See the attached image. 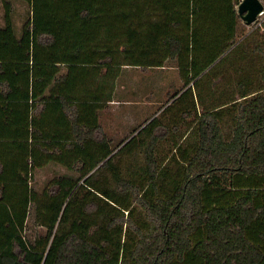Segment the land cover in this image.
Listing matches in <instances>:
<instances>
[{"label":"trees","instance_id":"obj_1","mask_svg":"<svg viewBox=\"0 0 264 264\" xmlns=\"http://www.w3.org/2000/svg\"><path fill=\"white\" fill-rule=\"evenodd\" d=\"M2 1L0 264H264V62L262 82L240 79L238 96L182 108L189 129L165 157L157 117L112 147L90 115L123 65L174 59L183 86L167 108L229 52L245 56L238 0H25L18 35ZM53 99L72 104L74 136L70 155L52 160L79 174L54 176L38 194L29 180L45 136L32 112Z\"/></svg>","mask_w":264,"mask_h":264},{"label":"rangeland","instance_id":"obj_2","mask_svg":"<svg viewBox=\"0 0 264 264\" xmlns=\"http://www.w3.org/2000/svg\"><path fill=\"white\" fill-rule=\"evenodd\" d=\"M11 7L12 21L16 34L20 33L21 25L29 14V5L25 0H8ZM263 2V0H262ZM0 25L3 24V1L0 0ZM264 27L260 26L258 22L246 24L241 20L237 29V40L240 41L239 48L246 49L248 53L245 56H236L230 54L224 56L221 60L216 61V64L197 78L196 84L191 91H187L180 98H176L167 108H164L168 96L177 89L183 86V79L176 67L174 59H167L164 61V66H137V65H123L118 70V75L115 78V92L114 97L118 100L117 112L121 117L117 121L111 116L103 112L102 122L106 129L107 136L111 140V146L114 147L120 141L129 138L135 130L140 127L146 120V117L152 116L166 126V130L160 128L157 132H165L162 138L157 141V152L161 157L167 156L174 148L177 142H180L187 133L189 126L183 119L180 113L182 108L191 106L192 101L195 102L198 110L202 107H211L216 105L230 96H238L239 90L242 87L238 85L240 79L245 81L261 80V69L264 58L261 55L262 49L255 50V44L260 43L264 48L263 36ZM257 51V53H256ZM255 83V82H254ZM130 102V104L126 103ZM146 102V103H145ZM150 104V105H149ZM146 105V110L143 108ZM141 109V116L136 120L124 118L129 112H139L135 109ZM140 111V110H139ZM116 112V109H115ZM147 118V119H148ZM227 119V117H226ZM228 123V120H227ZM227 123L223 124V127ZM195 132L188 133L186 140H193ZM136 157L140 158L141 153L136 149ZM129 156L130 155H126ZM131 159V158H130ZM116 160V158L114 159ZM129 160L123 157L122 164ZM123 165V169H125ZM109 175L107 172H104ZM124 173V172H123ZM68 174L71 176H78L79 171L76 169H68L60 164L52 161L45 166L36 168L33 172L32 186L41 194L42 191L50 184L48 182L55 176ZM127 175V173H124ZM39 225L35 220L34 206L31 204L26 225V237L29 241H33L38 231Z\"/></svg>","mask_w":264,"mask_h":264},{"label":"crops","instance_id":"obj_3","mask_svg":"<svg viewBox=\"0 0 264 264\" xmlns=\"http://www.w3.org/2000/svg\"><path fill=\"white\" fill-rule=\"evenodd\" d=\"M1 12V11H0ZM241 18L239 17V22H238V26L241 23ZM2 25V24H1ZM0 25V26H1ZM65 71V67L61 66V72ZM116 78V77H115ZM115 78H113L111 81L114 82V87H113V91H112V95H111V99L110 100H106L105 103L101 106L98 107H93L90 115L93 117H96V121L99 125V129L96 131L98 135H103V137L105 138L104 140H106L109 145L111 146V140L110 138L107 136V132L106 129L104 128L103 122H102V113L106 112L108 114V116L110 115L111 118L116 119L117 121L120 119L121 115L119 112H117V106L119 104L118 100L115 99L114 97V92H115V88H116V84H115ZM58 87H56L55 90H57ZM65 92V91H64ZM126 103L130 104L131 101ZM146 103V102H145ZM150 105V104H149ZM116 109V112H115ZM135 109V108H134ZM139 112H129L128 115L124 116V118H130V120L136 121L140 116H141V109H135ZM140 110V111H139ZM143 110H146V105L144 106ZM73 106L71 103H69L68 105L65 103L63 105H61L60 101H57L56 99H53L52 103L45 107L44 109L42 108V104L39 102H36V107L34 109V111L32 112V114L35 117V124H36V131L35 132H39L41 134H43L45 137H40L38 139L39 143H40V147L39 152H37L36 154V159L37 161L40 163L39 165L35 166L32 169V176L30 177L29 180V184H32V179H33V172L36 168L45 166L49 163L55 162L57 164H60L62 166H64L60 161L53 159L52 160V152H58L59 150H61L60 153H63L65 156L70 155V149H67L65 146L67 144V142H70L72 137L74 136V132L72 131V126H73ZM145 119L144 120H148L150 118L146 117L147 114L145 115ZM138 117V118H137ZM137 118V119H136ZM148 118V119H147ZM145 121V122H146ZM145 122L142 125L145 124ZM59 153V154H60ZM65 167V166H64Z\"/></svg>","mask_w":264,"mask_h":264},{"label":"water","instance_id":"obj_4","mask_svg":"<svg viewBox=\"0 0 264 264\" xmlns=\"http://www.w3.org/2000/svg\"><path fill=\"white\" fill-rule=\"evenodd\" d=\"M237 13L246 24L253 23L264 10L262 0H241L236 7Z\"/></svg>","mask_w":264,"mask_h":264},{"label":"built area","instance_id":"obj_5","mask_svg":"<svg viewBox=\"0 0 264 264\" xmlns=\"http://www.w3.org/2000/svg\"><path fill=\"white\" fill-rule=\"evenodd\" d=\"M241 0H238V2L236 3V7H237V4L240 2ZM264 19V10L257 16L256 20L253 22H258L260 26H262V21Z\"/></svg>","mask_w":264,"mask_h":264}]
</instances>
